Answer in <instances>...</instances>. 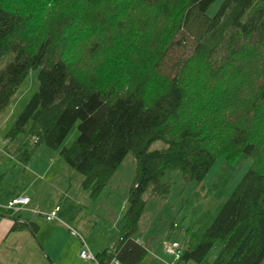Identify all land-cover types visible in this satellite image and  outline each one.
Segmentation results:
<instances>
[{"label": "trees", "instance_id": "obj_1", "mask_svg": "<svg viewBox=\"0 0 264 264\" xmlns=\"http://www.w3.org/2000/svg\"><path fill=\"white\" fill-rule=\"evenodd\" d=\"M215 1L0 0V61L13 54L0 69V116L40 70L5 151L26 164L38 146L58 151L93 198L129 151L136 160L118 241L98 264H140L149 253L134 238L146 190L163 197L172 171L202 181L216 160L241 154L249 170L206 229L186 231L175 264L263 261L264 0H221L210 16ZM75 124L78 137L63 146Z\"/></svg>", "mask_w": 264, "mask_h": 264}, {"label": "rangeland", "instance_id": "obj_2", "mask_svg": "<svg viewBox=\"0 0 264 264\" xmlns=\"http://www.w3.org/2000/svg\"><path fill=\"white\" fill-rule=\"evenodd\" d=\"M220 2L221 0H216L209 8L210 16L214 15ZM11 60L13 54H6L0 61V69ZM38 73L39 69L30 70L13 95L9 108L0 116V154L6 152L4 137L7 131L39 86ZM76 137L77 124L62 145L69 147ZM161 147V143L156 141L151 149ZM135 162L133 153L129 151L105 189L98 197L93 198L81 187L83 176L71 169L58 151L38 146L33 159L28 162L31 169H23L24 165L21 164L25 163L12 159L9 154L0 155V197H17L35 192L34 208L38 207L42 213L58 208L57 220L47 221L40 214L32 215L25 209L17 212L0 206V212L13 218L7 232L0 237V262L93 264L80 257V252L83 249L98 255L117 243L121 219L128 207L129 188L137 175ZM50 163L46 175L44 172ZM250 165L248 155L241 154L231 161L221 157L210 167L202 181H187L181 176V171H172L169 174L171 187L165 196H154L151 190H146L143 194L146 199L145 207L138 223V231L134 234V238L149 252L140 264L171 262L172 259L163 251L164 245L176 241L182 249L188 239L187 230L194 232L206 229ZM36 177L38 180L32 185ZM30 186L32 190L29 189ZM8 202H3L4 207ZM23 219L35 223L38 226L37 232L33 233L29 227L12 230L14 221ZM220 248L219 241L214 243L207 260L211 261ZM261 264H264V258Z\"/></svg>", "mask_w": 264, "mask_h": 264}, {"label": "built area", "instance_id": "obj_3", "mask_svg": "<svg viewBox=\"0 0 264 264\" xmlns=\"http://www.w3.org/2000/svg\"><path fill=\"white\" fill-rule=\"evenodd\" d=\"M1 140V138H0ZM30 199L28 198V196H22L19 198H13L11 200H9V202L7 203V206L5 207L6 210H10V209H14L15 211H22L23 209H27V205H30ZM28 210V209H27ZM29 212H31L32 215H36V214H40L41 216L45 217V219L47 221L50 220H57L58 216H57V212H58V208H54L52 210H50L48 213H42L38 207L33 208L31 210H28ZM72 235H74V233H71ZM163 251H165V255H167L171 260V262L166 261L164 262V264H175V262H177L180 259L182 250L181 247L179 246L178 243H176V241L171 242L170 244H166L164 245ZM81 256L84 260H88V261H92L93 264H98L97 259H96V255L90 253V252H86L85 250H81L80 252ZM108 264H117V261L115 259L111 260Z\"/></svg>", "mask_w": 264, "mask_h": 264}, {"label": "crops", "instance_id": "obj_4", "mask_svg": "<svg viewBox=\"0 0 264 264\" xmlns=\"http://www.w3.org/2000/svg\"><path fill=\"white\" fill-rule=\"evenodd\" d=\"M35 153V152H34ZM7 155V154H9L10 156H12V159L14 158L13 157V155L11 154V152H9V151H6V152H4L3 154L1 153L0 155ZM44 154H46V153H44ZM4 157V156H3ZM33 157H34V155L32 156V158L31 159H33ZM10 159H11V157H9ZM45 158V157H44ZM15 159V158H14ZM30 159V160H31ZM29 163H30V161H29ZM29 163H25V164H21V165H24L23 166V169H27V168H29V167H31V164H29ZM51 165V163L50 164H48V166H46V170H45V174L47 175V171H48V168H49V166ZM17 166V165H16ZM15 166V167H16ZM32 168V167H31ZM31 168H29V169H31ZM35 180H38V178L36 177L34 180H33V182H32V185H34L33 183H34V181ZM31 185V184H30ZM32 188V186H30L29 187V189L30 190H32L31 189ZM27 193V192H26ZM30 194L31 195H28V194H23L22 196H28V198L30 199V205H27V209L28 210H31V209H33L34 208V206H36V203H35V201H34V197H35V192H33V193H31L30 192ZM22 196H17V197H15V196H6L5 198H2V197H0V206L3 208V209H5V207H4V205L3 204H5V203H3V202H8L10 199H12V198H19V197H22ZM26 209V210H27ZM0 210H2V209H0ZM52 210V209H51ZM13 218H8V217H6L5 216V214L3 213V211L2 212H0V237L2 236V235H4L6 232H7V230H8V228H9V225H10V220H12ZM15 220V219H14ZM24 221H26L27 223L28 222H30L29 220H22V221H17L18 223H20V224H22V225H24V228L25 227H27L26 226V224L24 223ZM32 223V222H31ZM33 224H35V223H33ZM36 225V224H35ZM37 226V225H36ZM37 229H38V226H37ZM166 245V244H165Z\"/></svg>", "mask_w": 264, "mask_h": 264}, {"label": "water", "instance_id": "obj_5", "mask_svg": "<svg viewBox=\"0 0 264 264\" xmlns=\"http://www.w3.org/2000/svg\"><path fill=\"white\" fill-rule=\"evenodd\" d=\"M24 223L26 224L27 227H29V224H28L26 221H24ZM29 229H30V228H29Z\"/></svg>", "mask_w": 264, "mask_h": 264}]
</instances>
